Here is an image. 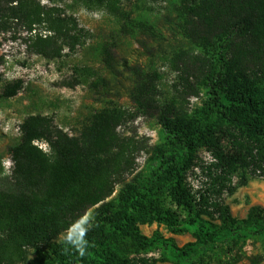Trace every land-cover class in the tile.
<instances>
[{
  "label": "trees",
  "instance_id": "trees-1",
  "mask_svg": "<svg viewBox=\"0 0 264 264\" xmlns=\"http://www.w3.org/2000/svg\"><path fill=\"white\" fill-rule=\"evenodd\" d=\"M72 1L117 18L126 0ZM175 1L186 38L196 48H210L208 61L187 65L204 78L206 106L195 118L175 115L169 121L164 114L161 119L170 145L179 153L153 161V184L141 194L131 190L118 196L113 209L102 202L111 194L120 169L122 154L113 132L125 113L117 107L101 108L73 137L59 133L52 137L42 118L26 117L18 127L17 144L9 149L11 174L0 183V264L20 263L27 249L35 255L29 264H131L101 247L94 252L95 260L63 258L55 250V237L93 206L104 211L101 221L114 237L139 242L136 226L152 222L173 231L189 230L191 242L180 247L161 244L171 264H201L216 249L230 245L232 251L250 236L264 247V211L251 206L243 219L236 220L222 201L247 179L264 180V0ZM28 8L21 1L17 7L29 15V25L49 24L53 37L36 38L45 43L44 48L35 49L37 54L57 55L51 47L55 37L63 40L67 51L80 44L85 32L72 18L50 20L37 8ZM18 89V81L5 85L1 97H12ZM142 97L139 93L132 101L139 105ZM39 140L46 143L49 156L32 144ZM200 149L207 153L208 162H198ZM188 175L203 182L192 186ZM159 190L183 219L158 199L155 192Z\"/></svg>",
  "mask_w": 264,
  "mask_h": 264
},
{
  "label": "rangeland",
  "instance_id": "rangeland-1",
  "mask_svg": "<svg viewBox=\"0 0 264 264\" xmlns=\"http://www.w3.org/2000/svg\"><path fill=\"white\" fill-rule=\"evenodd\" d=\"M20 1L29 10L37 8L43 18H72L85 32L80 44L67 51L63 40L55 37L51 47L57 55L37 54L35 49L44 48L45 43L36 38H53L52 33L48 31L49 24L29 25V15L17 9ZM176 6L175 0H126L121 2L119 17L113 18L102 10H86L72 0L1 1L0 183L11 174L9 149L17 144L18 127L26 117L42 118L52 137L57 133L73 137L94 112L117 107L125 113L113 132L122 154L120 169L114 176L111 194L102 203L114 209L118 196L131 190L141 194L153 184L151 163L179 153L170 145L162 116L168 114L169 121L175 115L195 118L206 106L204 78L187 65L208 61L210 48H196L190 43L180 28ZM15 81L19 82L15 95L2 98L3 87ZM139 93L143 99L138 105L132 98L139 97ZM32 144L50 155L44 141ZM196 158L200 163L209 159L203 149L196 152ZM7 160L11 164L9 174L3 169ZM188 176L192 186L195 181L203 182L196 173L195 178ZM231 182L235 184L238 178L232 177ZM155 194L169 206L162 190ZM222 201L236 220L243 219L251 206L264 211V180L247 179ZM170 208L183 219L180 210ZM103 216L98 206L88 208L75 224L55 237V250L63 258L74 255L95 260L94 252L101 247L131 264H171L161 244L169 242L180 247L193 240L189 230L173 231L156 222L136 226L139 242L114 237L103 225ZM229 246L205 256L201 264H264V247L257 237L245 238L232 251ZM47 251L52 262V253ZM34 256V251L27 249L18 264H29Z\"/></svg>",
  "mask_w": 264,
  "mask_h": 264
},
{
  "label": "built area",
  "instance_id": "built-area-1",
  "mask_svg": "<svg viewBox=\"0 0 264 264\" xmlns=\"http://www.w3.org/2000/svg\"><path fill=\"white\" fill-rule=\"evenodd\" d=\"M11 162V161H10ZM10 162L7 160L6 162H4V164H3V169L5 170V172H7L8 174L10 173V166H11V164H10Z\"/></svg>",
  "mask_w": 264,
  "mask_h": 264
},
{
  "label": "clouds",
  "instance_id": "clouds-1",
  "mask_svg": "<svg viewBox=\"0 0 264 264\" xmlns=\"http://www.w3.org/2000/svg\"><path fill=\"white\" fill-rule=\"evenodd\" d=\"M81 254H83V252H81Z\"/></svg>",
  "mask_w": 264,
  "mask_h": 264
}]
</instances>
